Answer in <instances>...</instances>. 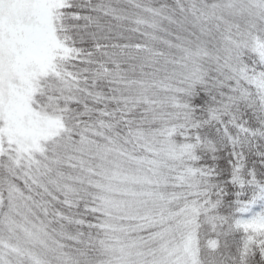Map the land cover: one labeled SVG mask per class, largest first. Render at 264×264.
Here are the masks:
<instances>
[{
  "label": "snow or ice",
  "instance_id": "6c2138e0",
  "mask_svg": "<svg viewBox=\"0 0 264 264\" xmlns=\"http://www.w3.org/2000/svg\"><path fill=\"white\" fill-rule=\"evenodd\" d=\"M0 264H264V0H0Z\"/></svg>",
  "mask_w": 264,
  "mask_h": 264
}]
</instances>
